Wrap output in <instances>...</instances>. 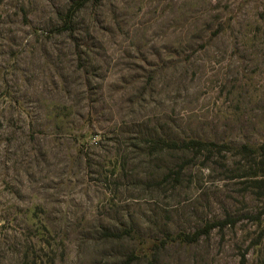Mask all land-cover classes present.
Wrapping results in <instances>:
<instances>
[{"label": "rangeland", "instance_id": "1", "mask_svg": "<svg viewBox=\"0 0 264 264\" xmlns=\"http://www.w3.org/2000/svg\"><path fill=\"white\" fill-rule=\"evenodd\" d=\"M0 264H264V0H0Z\"/></svg>", "mask_w": 264, "mask_h": 264}, {"label": "trees", "instance_id": "2", "mask_svg": "<svg viewBox=\"0 0 264 264\" xmlns=\"http://www.w3.org/2000/svg\"><path fill=\"white\" fill-rule=\"evenodd\" d=\"M193 143H195V142H193ZM197 144L200 145V141H198Z\"/></svg>", "mask_w": 264, "mask_h": 264}]
</instances>
